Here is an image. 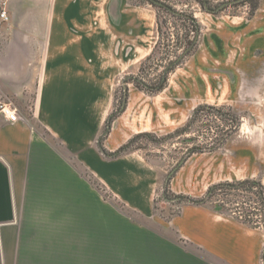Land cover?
<instances>
[{"label": "rangeland", "instance_id": "rangeland-1", "mask_svg": "<svg viewBox=\"0 0 264 264\" xmlns=\"http://www.w3.org/2000/svg\"><path fill=\"white\" fill-rule=\"evenodd\" d=\"M109 1L91 3L97 10L94 21L100 25L96 41L102 50V66L112 73L111 109L95 141L106 159L115 158L109 154L136 134L167 137L183 127L193 109L203 104L231 109L239 118V126L218 149L192 155L188 151L193 145L210 147L226 125L208 115L177 138L156 144L143 141L142 148L133 152L150 167L151 191L148 197L138 199V205L129 204L128 198L88 169L79 168L87 183V195L83 204L70 207L71 237L64 246L85 251L80 255L85 261L100 264H209V254L175 230L173 220L191 205L180 196L204 199V203L194 205L236 220L264 236L260 208L248 202L245 194L224 196L217 192L212 199L206 198L207 189L218 183L252 179L264 185V0H257L253 13V0H156L191 15L201 31L197 48L169 75L166 88L155 95L124 84V78L137 75L139 64L156 42L173 46L176 37L185 32L182 21L148 0H116L117 22L113 25L107 15ZM3 5L0 0V11ZM157 21L169 40L158 34ZM170 46L168 50L173 51ZM125 86L126 108L107 124L115 110V92L119 97ZM25 112L32 117L31 109ZM191 138L196 140L187 141ZM178 161L180 167L174 172ZM54 245H63L62 239ZM43 256L25 254L21 261L29 264L35 257L44 260ZM70 258L77 260V255L71 252Z\"/></svg>", "mask_w": 264, "mask_h": 264}, {"label": "crops", "instance_id": "crops-1", "mask_svg": "<svg viewBox=\"0 0 264 264\" xmlns=\"http://www.w3.org/2000/svg\"><path fill=\"white\" fill-rule=\"evenodd\" d=\"M95 1L3 0L8 20L0 27V101L12 104L18 120L0 114V264H23L25 254L46 255L29 264H100L64 246L71 237L70 207L87 195L79 168L131 205L150 194V167L139 154L106 159L95 145L111 109L112 78L96 41ZM106 9L114 25L117 1ZM173 224L209 254V264H261L263 234L236 220L191 204ZM71 252L77 260L70 261Z\"/></svg>", "mask_w": 264, "mask_h": 264}, {"label": "trees", "instance_id": "trees-1", "mask_svg": "<svg viewBox=\"0 0 264 264\" xmlns=\"http://www.w3.org/2000/svg\"><path fill=\"white\" fill-rule=\"evenodd\" d=\"M149 1V0H148ZM151 2V1H150ZM253 13L257 9V0L252 1ZM152 5L161 9L165 13L171 15L177 20L182 21L184 28V34L178 38L176 37L173 46L166 45L158 41L155 43L151 53L147 55L139 64L138 73L135 76H127L124 78V84H132L137 90L143 91L149 95H155L162 92L169 80V75L173 73L178 67H180L184 62L186 57L190 56L191 53L197 48V40L200 35L201 27L197 21L188 14L178 13L166 5L157 6L151 2ZM205 2H203V7L206 9ZM157 32L163 39H167V36H163L162 24L157 21ZM192 34V35H191ZM169 46L173 47V51H169ZM163 49V51H161ZM173 54V55H171ZM128 100V89L125 86L120 96L117 97L116 92L114 95L113 108L115 109L107 118L106 123L113 122L117 119L125 110ZM117 105V106H116ZM214 116L218 118L223 124L226 125L225 129L221 131V135L213 141L211 146L204 147L203 145H193L189 151L188 155L202 153L205 151H214L218 149L226 140L229 138L239 126V118L235 113L225 107H216L211 105H199L190 114L186 124L176 129L172 134L168 135L163 139H157L153 133L144 132L134 135L129 141L121 146L114 153H110L111 157H119L128 152L138 151L142 147L143 141L150 143H160L162 140L174 139L177 138L187 131H189L203 116ZM196 139L191 138L187 141L194 142ZM181 161H178V164L174 167V172L180 167ZM170 179V178H169ZM168 179V180H169ZM217 192H221L224 196L243 193L247 197V201L253 204H256L260 208V212L263 215L264 223V185L258 180L246 179L242 181L235 182H223L215 185H211L206 192V198L212 199ZM180 199L187 200L191 204H202L204 199H192L189 197L180 196ZM248 220V219H247ZM248 224H253L252 221H247ZM261 260L264 261V251L261 254Z\"/></svg>", "mask_w": 264, "mask_h": 264}, {"label": "built area", "instance_id": "built-area-1", "mask_svg": "<svg viewBox=\"0 0 264 264\" xmlns=\"http://www.w3.org/2000/svg\"><path fill=\"white\" fill-rule=\"evenodd\" d=\"M8 20L7 13L4 9L0 11V27ZM0 114L10 123H14L18 120L16 109L11 103L0 101Z\"/></svg>", "mask_w": 264, "mask_h": 264}, {"label": "water", "instance_id": "water-1", "mask_svg": "<svg viewBox=\"0 0 264 264\" xmlns=\"http://www.w3.org/2000/svg\"><path fill=\"white\" fill-rule=\"evenodd\" d=\"M149 1H151L153 4H155V5H157V6H163L162 3H160V2H158V1H156V0H149ZM206 9H207V8H206Z\"/></svg>", "mask_w": 264, "mask_h": 264}]
</instances>
